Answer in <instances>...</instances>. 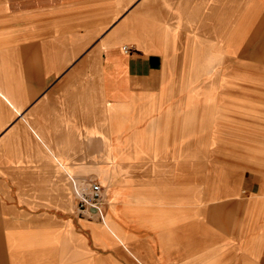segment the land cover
Here are the masks:
<instances>
[{
  "label": "rangeland",
  "instance_id": "1",
  "mask_svg": "<svg viewBox=\"0 0 264 264\" xmlns=\"http://www.w3.org/2000/svg\"><path fill=\"white\" fill-rule=\"evenodd\" d=\"M195 2L200 6L199 16L197 7L192 9L190 19H186L191 26L182 27L181 32V16L188 14L187 6L183 10L181 2L176 9V28L164 27L157 32L153 22L150 25L154 31L150 43L164 60L147 92L135 93L130 77L100 80L99 86L95 83L90 88V106L98 104L103 96L106 116L103 129L88 130L92 145L88 166L95 176L41 178L39 192L31 191L32 178L24 177L30 191L19 192L18 176L2 181L0 175L2 264H144L130 254L129 235L145 225L140 217L146 214L148 220H156V228L164 227L159 222L166 215L171 216L168 221L175 222L171 213L177 208L176 201L172 202L177 194L151 188L152 182L136 190L127 176L131 165L148 174L158 168L174 183L180 180L199 186L198 193H185V206L199 202L196 210L201 238L212 245L210 250L207 248L208 254H214V247L222 240L234 236L249 208L247 214L258 216L262 222L261 258L264 0ZM124 47L129 48L122 46V52ZM160 153L169 155L161 160H144L151 155L157 159ZM51 159L72 175L64 160L58 163L53 154ZM71 178L81 186L90 182L105 186L108 208L104 207V196L101 212L89 207L80 209ZM18 199L25 205L40 206H12ZM178 206L181 211L182 199ZM67 218L88 225V249L74 236ZM134 219L141 220L143 226L136 225ZM94 226H99L102 234L96 233ZM248 255L257 259L256 247H250ZM226 263L235 264L230 260ZM199 264L210 263L204 259ZM245 264H252L251 260ZM260 264H264V258Z\"/></svg>",
  "mask_w": 264,
  "mask_h": 264
},
{
  "label": "crops",
  "instance_id": "2",
  "mask_svg": "<svg viewBox=\"0 0 264 264\" xmlns=\"http://www.w3.org/2000/svg\"><path fill=\"white\" fill-rule=\"evenodd\" d=\"M180 2L183 10L186 6L188 9V14L184 12L181 16V32L182 27L191 26L186 19H190L192 9L197 7L199 16L200 6L195 0H0L2 181L18 176L19 192H29L24 177L32 178L31 191L39 192L41 178L95 176L88 166L92 161L88 130L103 129L106 116L103 96L98 104L90 106V88L95 83L99 86L100 80L120 81L130 77V87L135 93L147 92L164 60L150 43L154 34L150 25L153 22L157 32L164 27L176 28ZM122 46H129L130 52H122ZM52 154L58 163L64 160L72 175L52 163ZM168 155L160 153L157 159L145 156L144 160H161ZM130 168L127 176L136 190L152 182L151 188L177 194L172 200L177 208L171 213L175 222L168 221L171 216L166 215L159 222L164 227L156 228L153 223L156 220H148L147 214L140 217L144 226L141 220L134 219L136 225L143 226L129 235L132 252L129 253L134 258L144 264H199L204 259L210 264H228L227 260L235 264L250 260L252 264H260L264 258V250L260 258L259 248L262 222L258 216L247 214L249 208L234 236L222 240L214 247L216 252L208 254L207 248L212 245L201 238L196 210L199 202L185 206V193H198L199 186L180 180L174 183L158 168H153L151 174L137 166ZM101 186L107 209L106 187ZM11 205L40 206L25 205L20 199ZM68 220L74 236L88 249V225L75 218ZM93 230L102 234L99 226ZM250 247H256L257 259L249 257Z\"/></svg>",
  "mask_w": 264,
  "mask_h": 264
},
{
  "label": "built area",
  "instance_id": "3",
  "mask_svg": "<svg viewBox=\"0 0 264 264\" xmlns=\"http://www.w3.org/2000/svg\"><path fill=\"white\" fill-rule=\"evenodd\" d=\"M71 181L77 199V206L80 209H87L89 207L92 211L101 212L103 204V189L101 184L99 182H90L86 186H81L74 178H71Z\"/></svg>",
  "mask_w": 264,
  "mask_h": 264
},
{
  "label": "bare ground",
  "instance_id": "4",
  "mask_svg": "<svg viewBox=\"0 0 264 264\" xmlns=\"http://www.w3.org/2000/svg\"><path fill=\"white\" fill-rule=\"evenodd\" d=\"M123 51L125 52V53H128L129 51H128V49H127V47H124L123 48ZM83 186V185H82Z\"/></svg>",
  "mask_w": 264,
  "mask_h": 264
}]
</instances>
